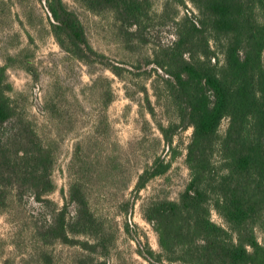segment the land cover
Returning a JSON list of instances; mask_svg holds the SVG:
<instances>
[{
    "label": "trees",
    "instance_id": "trees-1",
    "mask_svg": "<svg viewBox=\"0 0 264 264\" xmlns=\"http://www.w3.org/2000/svg\"><path fill=\"white\" fill-rule=\"evenodd\" d=\"M50 31L70 57L121 76L89 44L83 26L63 0H39ZM94 13L110 12L127 43L153 44L145 66L156 73L174 121L158 125L169 151L173 137L191 129L185 150L189 181L175 201L152 199L142 217L157 236L160 252L146 249L157 262L181 264H264V0H170L156 13L152 0H75ZM195 13L177 18L178 6ZM176 12V13H175ZM170 26L173 40L157 44L152 28ZM210 40L214 42L212 49ZM130 48V47H129ZM220 52L222 59L217 57ZM19 56H8V64ZM0 66V198L30 194L39 204L55 190V148L43 140L20 112ZM106 105V102L104 103ZM227 125L220 131L222 122ZM171 161L156 156L137 176L133 193L168 172ZM68 201L55 207L51 221L34 230L42 245L55 241L85 246L76 237L99 244L101 224L92 213L85 188L71 180ZM224 226L211 220V211ZM128 229V226H126ZM95 249V248H94Z\"/></svg>",
    "mask_w": 264,
    "mask_h": 264
},
{
    "label": "rangeland",
    "instance_id": "rangeland-1",
    "mask_svg": "<svg viewBox=\"0 0 264 264\" xmlns=\"http://www.w3.org/2000/svg\"><path fill=\"white\" fill-rule=\"evenodd\" d=\"M63 1L81 22L92 48L122 72L116 76L64 52L39 0H0V66L8 65L7 79L20 112L39 137L53 143L56 153L55 190L47 197L53 204L36 203L30 194L17 197L14 191L0 198V264H167L146 254L148 248H160L142 207L152 199L175 201L185 188L191 129L177 133L174 150L169 151L158 125L174 121L173 111L157 74L148 75L151 70L144 64L153 44L127 43L108 11L94 13L75 0ZM152 2L156 13L169 2L168 11L174 14L176 6L170 0ZM185 4L186 8H176L177 18L195 13L190 3ZM152 35L157 44L168 45L173 29L156 26ZM209 43L215 49L214 42ZM16 55V63L6 62ZM217 57L222 59L220 52ZM226 125L224 120L221 132ZM156 156L171 161L170 169L135 195L137 176ZM74 178L82 181L89 207L102 226L99 244L80 236L75 239L85 246L59 241L42 245L34 230L52 220L55 207L66 205L73 213L68 188ZM210 216L225 225L215 211ZM256 236L264 242V233L257 230Z\"/></svg>",
    "mask_w": 264,
    "mask_h": 264
}]
</instances>
